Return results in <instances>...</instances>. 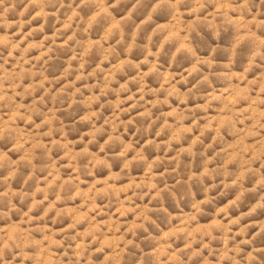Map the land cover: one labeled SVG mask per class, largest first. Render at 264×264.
<instances>
[{
    "label": "clouds",
    "instance_id": "obj_1",
    "mask_svg": "<svg viewBox=\"0 0 264 264\" xmlns=\"http://www.w3.org/2000/svg\"><path fill=\"white\" fill-rule=\"evenodd\" d=\"M0 264H264V0H0Z\"/></svg>",
    "mask_w": 264,
    "mask_h": 264
}]
</instances>
